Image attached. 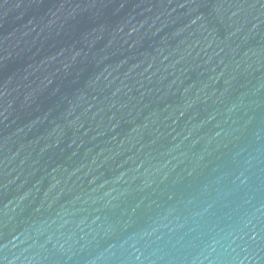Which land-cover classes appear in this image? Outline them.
<instances>
[{
    "label": "water",
    "instance_id": "1",
    "mask_svg": "<svg viewBox=\"0 0 264 264\" xmlns=\"http://www.w3.org/2000/svg\"><path fill=\"white\" fill-rule=\"evenodd\" d=\"M0 264H264V0H0Z\"/></svg>",
    "mask_w": 264,
    "mask_h": 264
}]
</instances>
